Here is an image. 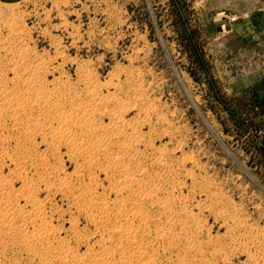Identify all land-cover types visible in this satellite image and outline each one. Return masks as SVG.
Instances as JSON below:
<instances>
[{
    "label": "rangeland",
    "instance_id": "1",
    "mask_svg": "<svg viewBox=\"0 0 264 264\" xmlns=\"http://www.w3.org/2000/svg\"><path fill=\"white\" fill-rule=\"evenodd\" d=\"M260 1L0 0L2 87L21 96V91L26 90L21 88V79L29 76L25 66H39L43 85L65 93V110L74 108L72 101L78 98L91 108L98 109L103 105V114L96 112L94 116L98 122L113 123L119 119L116 115L112 120L111 113L116 111L125 125L120 136L115 135L112 139L117 146L111 141L108 144L111 150L107 149L106 155H99L95 162L75 154L67 144L55 145L48 135L28 133L29 143L23 145L21 140L26 137L15 131L16 136L10 135L4 141L12 156L29 155L25 160L20 158L23 163H14L0 151L5 162L3 172H11V188L16 190L23 186L20 180H16L14 172L26 173L31 180L25 188L29 185L31 188L22 194L33 195L41 201L44 223L56 231L51 239L36 245L34 252L18 245L20 243L14 236H8L0 245L1 264H46L40 246L47 244L51 248L57 245L53 250L55 253L52 251L49 255H56L64 247H72L70 250L77 255L85 254L82 262L71 261L69 264H97L90 260L88 250L94 249L97 253L112 250V247L113 257L108 258L118 261L122 255L121 248L116 249L118 245L131 244L119 241L121 235L112 232L111 226L114 221L132 220L128 219L131 215L127 206L133 199L141 201L140 211L148 218L146 221L140 217L132 220L130 225L135 231V242H149V252L156 264H264V34L254 31L245 38L233 29V25L256 17ZM33 52L38 54L37 57ZM28 60L31 63H26ZM92 90L100 100L112 92L113 101H96L95 96L90 95ZM1 99L0 103H4ZM4 120L10 127L11 119L5 117ZM6 132L0 124V137L3 138ZM111 151L123 157L129 167L136 165V182L128 185L131 190L116 193L113 189L120 181L118 171L110 167V171H105L106 164L101 165L107 154L113 155ZM44 176L48 178L46 180L50 179L54 188H46V182L40 179ZM61 179L68 180L67 187L72 188H58ZM34 181L39 186H35ZM137 183L143 188L154 187L155 193L150 197L139 195ZM91 187L95 190L93 195L97 196L94 198L95 207L92 205L94 201L90 206L84 202L87 189ZM22 194H18L17 202L25 205ZM24 207L25 211L30 210L29 205ZM104 209L106 212L98 223L85 214L90 210L100 212ZM124 212L127 213L124 215ZM32 224H28L29 230L37 228L41 222ZM155 227H162L164 235L156 237ZM51 264L64 263L54 259Z\"/></svg>",
    "mask_w": 264,
    "mask_h": 264
},
{
    "label": "bare ground",
    "instance_id": "2",
    "mask_svg": "<svg viewBox=\"0 0 264 264\" xmlns=\"http://www.w3.org/2000/svg\"><path fill=\"white\" fill-rule=\"evenodd\" d=\"M15 7V6H13ZM11 8V7H10ZM13 9V8H11ZM14 10V9H13ZM13 15H11L12 17ZM16 16V15H15ZM10 17V16H9ZM17 17V16H16ZM19 18V17H18ZM1 19H3V17H1ZM14 19V17H13ZM16 19V18H15ZM8 20V19H7ZM14 21V20H13ZM10 22V21H9ZM17 22V20H16ZM6 23V22H5ZM21 23V22H20ZM7 24V23H6ZM3 26V25H1ZM15 26V25H14ZM4 27V26H3ZM16 27V26H15ZM18 28V27H17ZM23 28V26H22ZM15 30V29H14ZM17 30V29H16ZM6 31V30H5ZM18 32V31H17ZM16 32V33H17ZM4 33V32H3ZM21 33V32H20ZM18 35V34H17ZM9 36V35H8ZM26 36V35H25ZM3 38V37H1ZM16 38V37H15ZM19 38V37H18ZM26 38V37H24ZM22 38V39H24ZM5 39V38H3ZM7 40V39H6ZM1 41V40H0ZM15 41V40H14ZM22 42V41H21ZM4 45V44H3ZM7 45V44H6ZM10 45V44H9ZM8 46V45H7ZM23 46V45H22ZM4 47V46H3ZM12 48V47H11ZM20 48V47H19ZM1 49V48H0ZM21 49V48H20ZM19 49V50H20ZM27 49V48H26ZM5 51V50H3ZM2 51V52H3ZM25 51V50H24ZM27 52V51H25ZM24 52V53H25ZM32 52V51H31ZM8 53V52H7ZM6 53V54H7ZM14 53V52H13ZM35 53V52H33ZM10 54V52H9ZM19 54V53H18ZM28 54V53H27ZM31 54V53H30ZM36 54V53H35ZM12 55V54H11ZM23 55V53H22ZM38 54L34 55L37 57ZM6 56V55H5ZM24 56V55H23ZM27 56V55H26ZM41 56V54H40ZM1 57V56H0ZM12 57V56H11ZM10 57V58H11ZM20 57V56H19ZM28 57V56H27ZM39 57V56H38ZM3 58V57H2ZM17 58V57H16ZM25 58V57H23ZM32 58V57H31ZM34 58V57H33ZM8 59V58H7ZM6 59V60H7ZM12 59V58H11ZM42 59V58H41ZM5 60V58H4ZM9 61V60H8ZM14 61V60H13ZM22 61V60H20ZM35 60H33L32 62H34ZM39 61V60H38ZM41 61V60H40ZM46 61V60H45ZM47 62V61H46ZM4 63V62H3ZM7 63V62H6ZM26 63H31L29 62H26ZM40 63V62H39ZM49 63V62H48ZM47 63V64H48ZM9 64V63H8ZM15 64V63H13ZM25 64V63H23ZM43 64V63H42ZM10 65V64H9ZM17 65V64H16ZM22 65V64H21ZM29 65V64H28ZM11 66H13L11 64ZM18 66H20L18 64ZM25 66V65H24ZM47 66V65H46ZM1 70L3 67H0ZM7 68V67H6ZM81 68V67H80ZM83 68V67H82ZM5 69V68H4ZM3 69V70H4ZM19 69V68H18ZM23 69V68H22ZM46 69V68H45ZM86 69V68H85ZM84 69V70H85ZM7 70V69H6ZM16 70V69H15ZM25 70L29 72V76L26 77L25 79H21L22 81V86L21 88H26V90L22 89L23 91H21V96H18L14 93H11L9 92L8 90L5 89V87H2V79H3V76L0 74V97H2V99L4 100V103H0V124L2 125V127L7 131L5 134H4V137L1 138L0 137V151H3V154L6 155L11 161H14V163H20V158L21 159H27V157L29 155L27 154H23V155H17V156H12L11 152L9 153V151L7 150V147L9 146H6L5 144V140H7L8 138H10V135H14L16 136V132L15 131H20L22 133V136L23 137H26L24 139H22V143L23 145H27V134L30 133V134H37V135H41V136H50L53 140V142L55 143V145L57 144H62L64 143L63 145H69L70 148L72 149L73 152H75V154H78V155H83L84 157H86L89 161L91 162H95L96 160L98 161V157L99 155H106V152H107V149L108 148V144L112 141V139L114 138L115 135H119L121 133V130H122V127H124L125 125H123L121 119H120V115H118V113L116 111L112 112L111 113V117H112V120H114V118L116 117V115L118 116L119 119H117L116 121H114L113 123H109V124H102L101 122H98L97 120H95V113L98 112V113H102L105 111L104 108L101 106V105L98 109L97 108H91V107H88L86 106V103L82 102L81 100H79L78 98L76 100H73V105H74V108H71L69 110H65L64 107H63V104L64 101L66 102L65 100V93H62V90L60 91H57V90H51L49 88H47V86L43 85V80L41 79V74H40V71H42L40 69V67H30V66H25ZM91 70V69H90ZM89 70V71H90ZM44 71V70H43ZM48 71V70H47ZM83 71V70H82ZM87 71H88V68H87ZM6 72V71H4ZM15 72V71H14ZM49 72V71H48ZM81 72V71H80ZM18 73V72H17ZM47 73V72H46ZM45 73V74H46ZM83 74V72H81ZM90 73V72H89ZM4 74V73H3ZM10 74V73H9ZM27 74V73H26ZM80 74V73H79ZM92 74V73H91ZM90 74V75H91ZM25 75V74H24ZM87 75V74H86ZM85 75V76H86ZM89 75V74H88ZM27 76V75H26ZM92 76H95V75H92ZM81 77V76H80ZM84 77V76H83ZM82 77V78H83ZM19 78V77H17ZM24 78V77H23ZM89 78V77H88ZM91 78V77H90ZM94 78V77H93ZM96 78V77H95ZM13 79H16V77H13ZM44 79V78H43ZM87 79V78H86ZM45 80V79H44ZM89 80V79H88ZM87 80V82H88ZM96 80V79H94ZM93 80V81H94ZM6 81V80H5ZM43 81V82H42ZM55 81V80H54ZM83 81V80H82ZM4 82V81H3ZM12 82V81H11ZM39 82V84H38ZM47 82V81H46ZM45 82V83H46ZM56 82V81H55ZM64 82V81H63ZM70 82V80H69ZM6 83V82H5ZM44 83V84H45ZM61 83V82H60ZM65 83V82H64ZM67 83V82H66ZM81 83V82H80ZM18 84V83H17ZM21 84V83H20ZM69 84V83H68ZM73 84V83H72ZM101 84V83H100ZM8 85V84H7ZM47 85V84H46ZM57 85V84H55ZM88 85V83H87ZM111 85V84H110ZM4 86V85H3ZM60 86V84L58 85ZM62 86V85H61ZM74 86V85H73ZM83 86V85H82ZM91 86V85H89ZM97 86V84H96ZM13 86L11 85V88ZM52 87V86H51ZM77 87V86H75ZM94 87V86H92ZM108 87V86H107ZM8 88V87H6ZM53 88V87H52ZM56 88V87H55ZM68 87H66L67 89ZM58 89V88H57ZM70 91L73 93L74 90H71V88H69ZM68 89V90H69ZM88 89V88H87ZM79 90V89H78ZM18 91V90H17ZM68 92V91H67ZM82 92V91H81ZM88 92V91H87ZM91 92V91H90ZM89 92V93H90ZM100 92V91H98ZM17 93V92H16ZM74 94V93H73ZM112 94V92H111ZM111 94L109 96H104L103 99L104 100H100V98L96 97V91L95 90H92V96H95V99L96 101L99 100L98 102L100 103H104L106 101H113V97H114V94H112L113 96H111ZM79 95V94H78ZM89 95V96H90ZM107 95V93L105 94ZM70 96V95H69ZM116 96V95H115ZM73 97V96H71ZM69 97V98H71ZM78 97V96H77ZM82 98V97H81ZM87 98V97H86ZM1 99V100H2ZM94 99V98H92ZM90 99V100H92ZM116 100V99H115ZM71 102V100H70ZM121 102V101H120ZM69 103H67L68 105ZM92 104V103H91ZM98 104V103H97ZM112 104H116V103H112ZM118 104V103H117ZM120 104V103H119ZM89 105V104H88ZM99 105V104H98ZM110 105V104H109ZM90 106V105H89ZM93 107V106H92ZM115 107V106H114ZM117 108V107H115ZM68 109V108H67ZM108 109V108H107ZM122 110V109H121ZM97 113V114H98ZM108 114V112H106ZM105 113V114H106ZM122 113V112H121ZM109 115V114H108ZM107 115V116H108ZM103 116V115H101ZM5 117H9L12 121V124L10 125V127L8 126V122H5L4 118ZM109 117V116H108ZM110 117V118H111ZM123 117V116H122ZM109 118V119H110ZM116 119V118H115ZM100 120V118H99ZM111 121V120H110ZM109 122V121H108ZM107 122V123H108ZM126 122V121H124ZM8 123V124H6ZM133 124H131L132 126ZM130 126V124H129ZM132 128V127H131ZM135 128V127H134ZM133 128V130H134ZM137 128V127H136ZM127 129V128H126ZM139 130V128H137ZM10 130V132H9ZM128 131V130H127ZM137 131V130H136ZM133 132V131H132ZM19 133V132H18ZM127 133V132H125ZM129 133V132H128ZM139 133V132H138ZM124 134V133H123ZM19 135V134H18ZM125 135V134H124ZM130 135V134H129ZM140 136V134H138ZM143 135V134H142ZM32 136V135H31ZM83 136H85V138H83ZM120 136V135H119ZM136 136V135H134ZM144 136V135H143ZM21 137V136H20ZM19 137V138H20ZM117 137V136H116ZM123 137V136H122ZM126 137V136H125ZM128 137V136H127ZM126 137V138H127ZM33 138V137H32ZM31 138V139H32ZM121 138V137H120ZM119 138V139H120ZM142 138V137H141ZM17 139V138H16ZM21 139V138H20ZM20 139H17L18 141H20ZM122 139V138H121ZM120 139V140H121ZM125 139V138H124ZM128 139V138H127ZM131 139V138H130ZM137 139V138H136ZM15 140V139H14ZM34 140V139H33ZM32 140V141H33ZM48 140V139H46ZM51 140V139H49ZM123 140V139H122ZM129 140V139H128ZM132 140V139H131ZM45 141V140H44ZM114 141V140H113ZM112 141V143H113ZM123 141H126V140H123ZM122 141V142H123ZM34 142V141H33ZM48 142V141H47ZM52 142V143H53ZM118 142H121V141H118ZM118 142H116L118 144ZM128 142V141H127ZM9 143V142H8ZM29 143V142H28ZM133 143V142H132ZM132 143H129V144H132ZM135 143V141H134ZM140 143V142H139ZM18 144V143H17ZM45 144V143H44ZM114 144V143H113ZM127 144V143H126ZM136 144H137V141H136ZM13 145V144H12ZM19 145L20 142H19ZM32 145V144H31ZM35 145H36V142H35ZM111 145V144H110ZM116 145V144H114ZM138 145V144H137ZM136 145V146H137ZM16 146V145H15ZM47 146V145H46ZM68 146V147H69ZM117 146V145H116ZM123 146V145H122ZM125 146V144H124ZM129 146V145H127ZM135 146V147H136ZM11 147V146H10ZM17 147V146H16ZM15 147V148H16ZM33 147V146H32ZM48 147L49 146V143H48ZM52 147V146H51ZM112 147V146H110ZM14 148V149H15ZM27 148V147H26ZM67 148V147H66ZM126 148V146L124 147ZM132 148V147H131ZM138 148V146H137ZM19 149V148H18ZM22 149V148H21ZM49 149V148H48ZM54 149V148H53ZM52 149V150H53ZM58 149V148H57ZM71 149H69L71 151ZM116 149V147H115ZM123 149V148H122ZM129 149V148H128ZM134 149V147H133ZM30 150V149H29ZM68 150V152H70ZM111 150V149H109ZM113 150V148H112ZM125 150V149H124ZM127 150V149H126ZM135 150H137L135 148ZM16 151V149H15ZM25 151V150H24ZM35 153H37L36 149L34 150ZM58 151V150H57ZM122 151V150H121ZM14 152V151H13ZM23 152V151H22ZM29 152V151H28ZM51 152V151H50ZM109 152V151H108ZM112 154L114 153L113 151H111ZM127 152V151H126ZM125 152V153H126ZM133 152V150H132ZM163 152V151H162ZM27 153V152H26ZM54 153V152H53ZM15 154V153H14ZM22 154V153H21ZM30 154V153H29ZM56 154V153H55ZM119 154V153H118ZM136 154V153H135ZM144 153L141 154V156L143 155ZM31 155H33V153H31ZM35 155V154H34ZM39 155V154H38ZM43 155V153H42ZM40 155V156H42ZM52 155V154H50ZM68 155V154H67ZM108 156L106 157V160H102L104 161L105 163L101 164L99 162V164L101 165H104L106 164V169H108L109 167L112 168V169H115L118 171V174L119 175V178H120V181L117 183L116 186H114L115 188H113L115 190L116 193H121L122 191H126V190H131L132 188H128V185L129 183H132V182H136L135 181V167L136 165L134 166H131L129 167L128 166V163H126L125 159L121 156H117L116 154H107ZM126 155V154H124ZM39 156V157H40ZM73 156V155H72ZM139 156V155H138ZM140 156V157H141ZM75 156H73L74 158ZM126 158L128 156H125ZM132 157V156H131ZM145 157V155H144ZM158 157V156H157ZM165 157V156H164ZM71 158V157H70ZM81 158V157H80ZM133 158V157H132ZM137 158V156H136ZM156 158V157H155ZM163 158V157H162ZM75 159V158H74ZM105 159V158H104ZM141 159V158H140ZM161 159V158H160ZM165 159V158H164ZM30 160V159H29ZM28 160V161H29ZM32 160V159H31ZM35 160V159H34ZM46 160V159H45ZM85 160V159H84ZM130 160V159H128ZM133 160V159H132ZM142 160V159H141ZM155 160V159H154ZM159 160V158H158ZM157 160V161H158ZM40 161V159H39ZM42 161V159H41ZM131 161V160H130ZM129 161V162H130ZM134 161V160H133ZM138 161V159L136 160ZM153 161V160H152ZM164 161V160H163ZM27 162V161H26ZM36 162V161H35ZM38 162V161H37ZM78 162V161H77ZM87 162V161H86ZM128 162V161H127ZM159 162V161H158ZM161 162V160H160ZM23 163V161H22ZM33 163V162H32ZM41 163V162H40ZM58 163V162H57ZM140 163V162H139ZM149 163V162H147ZM4 164L5 162L3 161L2 157H1V154H0V245L5 242V240L8 238V236H14L18 242L20 244L18 245H24V247L26 246L29 250H31V252H34L35 251V248H36V245H39L41 244L40 242L42 240H45V239H48L50 238L51 239V236L54 235L55 231H54V227L52 226H49L47 225L46 223H44L45 221V216H43V205L41 203L40 200H38L36 197H34L33 195H30V194H26V195H23L22 193L27 191L30 187V185L28 186V188H25V185L29 183V181L31 179L28 178V176L26 175H23L21 174L20 172H17L16 171V168H15V171L13 175L16 176V180H20L22 182V187L21 189H16L14 190L13 188H11V172L8 173V174H5L3 172L4 170ZM25 164V163H24ZM38 164V163H37ZM96 164V163H95ZM135 164V163H134ZM36 165V164H34ZM39 165V164H38ZM48 165V163L46 164ZM51 165V164H50ZM93 165V163H92ZM100 165V166H101ZM141 165V164H138V166ZM145 165V164H144ZM150 165V164H149ZM7 166V164H6ZM18 166H20V164H18ZM23 166V165H22ZM62 166V165H61ZM79 166V165H78ZM99 166V165H98ZM99 166V167H100ZM147 166V165H146ZM145 166V167H146ZM151 166V165H150ZM32 167V166H31ZM42 167V166H41ZM58 167V166H57ZM81 166H79V169H80ZM140 167V166H139ZM8 168V167H6ZM19 168V167H18ZM25 168V167H24ZM33 168V167H32ZM43 168V167H42ZM56 168V167H55ZM77 168V167H76ZM83 168V166H82ZM92 168V167H91ZM98 168V167H97ZM149 168V167H148ZM10 169V168H9ZM27 169V168H26ZM38 170V168H36ZM41 169V168H40ZM46 169V168H44ZM43 169V170H44ZM51 169V168H50ZM62 169V167H61ZM85 169V168H84ZM88 169V168H87ZM94 169V168H93ZM92 169V170H93ZM138 171L140 168H137ZM147 169V168H146ZM13 170V169H11ZM35 170V169H34ZM57 170V169H56ZM59 170V169H58ZM78 170V169H77ZM76 170V171H77ZM82 170V169H81ZM109 170V169H108ZM141 170V169H140ZM27 171V170H26ZM47 171V170H46ZM86 171V170H84ZM90 171V170H89ZM88 171V172H89ZM94 171V170H93ZM110 171V170H109ZM137 171V170H136ZM148 172V170H146ZM8 172V171H7ZM39 172V170H38ZM41 172V171H40ZM49 172V171H48ZM79 172V171H78ZM77 172V174H78ZM104 172V170H103ZM145 172V173H147ZM32 173V172H31ZM57 173V172H56ZM33 174V173H32ZM36 174V173H35ZM41 174V173H40ZM54 174V173H53ZM88 174V173H87ZM144 174V173H143ZM143 174H140V175H143ZM161 174V173H160ZM159 174V175H160ZM37 175V174H36ZM45 175V174H44ZM115 175V174H114ZM158 175V176H159ZM162 175V174H161ZM14 176V177H15ZM58 176V175H57ZM60 176V175H59ZM72 176V175H71ZM86 176V175H85ZM88 176V175H87ZM13 177V176H12ZM33 177V175H32ZM55 177V176H54ZM61 177V176H60ZM70 177V176H69ZM78 177V175H77ZM81 177V176H80ZM95 178V175L93 176ZM116 177V176H115ZM145 177V176H144ZM143 177V178H144ZM161 177V176H160ZM71 178V177H70ZM76 178V177H75ZM152 178V177H151ZM162 178V177H161ZM40 179L42 180L41 182H46L45 183V186L46 188H51V186L53 187V184L50 183V179L49 180H46L48 179L47 177H40ZM53 179V178H52ZM60 179V178H59ZM82 179V178H81ZM93 180V178L90 177V180ZM118 179V178H117ZM142 179V178H140ZM163 179V178H162ZM28 180V181H27ZM34 179L32 178V181ZM38 180V179H37ZM61 183H59V186H57L58 188H72V187H67L68 186V180H65V179H61ZM72 180V179H71ZM77 180V179H76ZM89 180V181H90ZM31 181V182H32ZM75 181V179H74ZM78 181V180H77ZM75 181V182H77ZM142 181V180H141ZM83 182V181H82ZM95 182V181H94ZM113 182V181H112ZM140 182V181H139ZM155 182V181H154ZM35 183V181H34ZM55 183V182H54ZM71 183V182H70ZM93 183V182H92ZM146 183V182H145ZM150 183V182H149ZM30 184V183H29ZM41 184V183H40ZM57 184V183H56ZM55 184V185H56ZM77 184V183H76ZM81 184V182H80ZM84 184V183H83ZM134 184V183H133ZM138 184V188H136V191L139 193V195H142L143 197H150L152 196L154 193H155V188L154 187H151L149 186V188H143L142 185H140L139 183ZM136 184V185H137ZM144 184V183H143ZM156 184V183H155ZM38 183H35V186H37ZM58 185V184H57ZM74 185V184H73ZM82 185V184H81ZM95 185H96V182H95ZM20 186V185H19ZM18 186V187H19ZM39 186V185H38ZM90 186V185H88ZM152 186V184H151ZM156 188L158 185H155ZM17 187V188H18ZM55 187V186H54ZM53 187V188H54ZM76 187V186H75ZM82 187V186H81ZM98 187V186H97ZM145 187V186H144ZM35 188V187H33ZM40 188V187H39ZM80 188V187H79ZM83 188V187H82ZM88 188V187H87ZM92 188V187H91ZM141 188H143L141 190ZM38 189V187H37ZM96 189V188H95ZM112 189V190H113ZM134 189V188H133ZM36 191V189H34ZM71 190V189H70ZM78 190V189H77ZM82 190V189H81ZM88 190V196H84L83 199H84V202L87 204H92L93 201H94V198L97 197L95 195H93V193H95V190L93 191V188L92 189H87ZM135 190V189H134ZM161 190V189H160ZM165 190V189H164ZM34 191V192H35ZM83 191V190H82ZM135 191V193H136ZM19 192V193H18ZM29 192V191H28ZM33 192V190H32ZM54 192V191H53ZM66 192V191H65ZM69 192V191H68ZM159 192V191H158ZM22 194L21 196L23 198H25V205H29L30 206V210L28 209V211H25L24 209L26 207H24L25 205H20L17 200H18V197L20 195L18 194ZM27 193V192H26ZM30 193V192H29ZM70 193V192H69ZM74 193V192H73ZM75 193H77L75 191ZM133 193V192H132ZM157 193V192H156ZM68 194V193H66ZM82 194V193H81ZM124 194V193H123ZM164 194V193H163ZM80 195V194H79ZM85 195V194H84ZM116 195V194H114ZM70 196V195H69ZM78 196V194H77ZM77 196H74V197H77ZM120 195H117V197H119ZM80 198V197H78ZM99 198V196H98ZM103 198V197H102ZM116 198V197H115ZM129 198V197H127ZM140 198V197H139ZM158 198V196H157ZM100 199V198H99ZM120 200V198H118ZM131 199V198H130ZM147 199V198H146ZM145 199V201H146ZM151 199V198H149ZM171 199V198H170ZM20 200V199H19ZM78 200V199H77ZM126 200V199H125ZM135 199H133L132 202H130L127 206L128 208V213L129 215H131L130 218L128 219H136V217H140L142 219V221H146L148 218L143 216L140 209L142 208V205H141V201H134ZM162 200V199H161ZM169 200V199H168ZM24 201V200H23ZM115 201V200H114ZM157 201V200H156ZM164 201V200H163ZM162 201V202H163ZM167 201V200H166ZM81 202V201H80ZM95 202L92 204L94 205L95 207ZM118 202V200H117ZM116 202V203H117ZM148 202V201H147ZM170 202V201H169ZM168 202V203H169ZM24 203V202H23ZM22 203V204H23ZM115 203V204H116ZM124 203V202H123ZM143 203V202H142ZM149 203V202H148ZM153 203V201H152ZM173 203V202H172ZM171 203V204H172ZM44 204V203H43ZM101 204V203H100ZM113 204V203H112ZM126 204V203H125ZM165 204V203H164ZM177 204V203H175ZM91 205V206H92ZM109 205V204H108ZM83 206V205H81ZM86 206V205H85ZM119 206V205H118ZM126 206V205H125ZM149 206V205H148ZM160 206V205H159ZM166 206V205H165ZM176 206V205H175ZM179 206V205H178ZM184 206V204H183ZM78 207V206H77ZM92 206V208H94ZM177 207V206H176ZM87 208V207H86ZM89 208V207H88ZM97 208V207H96ZM95 208V210H96ZM151 208V207H150ZM164 208V207H163ZM166 208V207H165ZM178 208V207H177ZM108 209V208H107ZM160 209V207L158 208ZM86 210V209H85ZM122 210V208H121ZM111 211V210H110ZM149 211V210H148ZM186 211V210H185ZM83 212V211H81ZM106 212V209L104 210H100V212H93L92 210L86 212V216H88V218H91L92 220H96L99 221L100 218L102 217V215ZM112 212V211H111ZM165 212V211H164ZM120 213V212H119ZM127 212H124L123 214L125 215ZM147 213V212H146ZM158 213V212H156ZM155 213V214H156ZM166 213V212H165ZM183 213V212H181ZM153 214V213H152ZM152 214H150L152 216ZM123 215V216H124ZM158 215V214H156ZM174 215V214H172ZM179 215V214H178ZM107 216V215H106ZM121 216V214H120ZM128 217V215H126ZM163 216V215H162ZM166 216V214H165ZM105 217V216H103ZM125 217V216H124ZM123 217V218H124ZM164 217V216H163ZM168 217V216H167ZM107 218V217H106ZM106 218L104 220H106ZM147 218V219H146ZM120 219V218H119ZM146 219V220H145ZM161 219V218H160ZM165 219V218H164ZM173 219V218H171ZM125 220V219H124ZM132 220H130V222H127V221H124V223L120 222L119 220L115 223L114 221V224L111 226V229H112V232H115L117 235H121L119 241H127V242H130L131 245H118V247L116 249H119L121 248V258L116 261V260H112L110 261L109 259L111 258H108L109 256L113 257V254H114V249L112 247V250L109 248L108 250H102L100 252H97L95 253L94 252V249L93 251L92 250H88L90 252L89 255L92 259V261L94 262H97V264H156V261H154V259L151 257V254L149 252V242H135V231L134 229L132 228V226L130 225ZM153 220V219H152ZM162 220V219H161ZM174 220V219H173ZM179 220V219H178ZM195 220V219H194ZM35 221H39L41 222V224L38 226V224H36L38 227L37 228H33V230H29L28 229V224L32 222H35ZM165 221V220H163ZM167 222V221H166ZM200 222V221H199ZM98 223V222H97ZM136 223V222H135ZM154 223V222H153ZM179 223V222H178ZM202 223V222H201ZM106 224V223H105ZM139 224V223H138ZM165 224V223H164ZM175 224V223H174ZM173 224V225H174ZM177 224V223H176ZM182 224V223H181ZM33 225V224H32ZM99 225V224H98ZM108 225V224H107ZM146 225V223L144 224ZM157 225V224H156ZM166 225V224H165ZM180 225V223H179ZM195 225V224H193ZM109 226V225H108ZM155 226V225H154ZM167 226V225H166ZM182 226V225H181ZM180 226V227H181ZM199 226V225H198ZM203 226V225H202ZM145 227V226H144ZM150 227V226H149ZM175 227V226H174ZM178 227V226H177ZM179 227V228H180ZM196 227V226H195ZM194 227V228H195ZM141 228V227H140ZM156 228V227H155ZM161 229L159 228H156L155 232H157L158 235H156V237L158 236H162L164 235V231L162 230V227H160ZM176 228V227H175ZM174 228V229H175ZM200 227H196V229ZM102 229V228H101ZM106 230V228H104ZM149 229V228H148ZM154 229V228H153ZM168 229V228H167ZM178 229V228H176ZM180 230V229H179ZM194 230V229H193ZM103 231V230H102ZM145 231V230H144ZM152 231V230H151ZM178 231V230H177ZM176 231V233H178ZM199 231V230H198ZM149 232V230L147 231V233ZM154 232V230H153ZM170 232V231H169ZM191 232V231H190ZM75 233V232H74ZM108 233V232H107ZM168 233V232H167ZM183 233V231L181 232ZM186 233V232H185ZM184 233V234H185ZM189 233V232H188ZM152 234V233H151ZM59 235V234H58ZM78 235V233H77ZM107 235V234H106ZM111 235V234H110ZM116 235V236H117ZM138 235V234H137ZM144 235V234H143ZM172 235V234H171ZM186 235V234H185ZM115 236V237H116ZM173 236V235H172ZM172 236L170 237V239L172 238ZM187 236V235H186ZM148 236H145V238H147ZM153 237V235H152ZM181 237V236H180ZM56 238V237H55ZM54 238V239H55ZM63 238V237H62ZM184 238V237H183ZM189 238V237H188ZM106 239V238H105ZM118 239V237H117ZM162 239V238H161ZM182 240V238H180ZM10 240V239H9ZM49 240V239H48ZM58 240V239H57ZM79 240V238H78ZM144 240V239H143ZM147 240V239H145ZM151 240V239H150ZM185 240V239H184ZM190 240V239H189ZM7 241V240H6ZM47 241V240H46ZM52 241V240H51ZM59 241V240H58ZM66 241V240H65ZM116 241V240H115ZM114 241V242H115ZM159 241V240H158ZM162 241V240H161ZM49 242V241H48ZM47 242V243H48ZM84 242V241H83ZM113 242V243H114ZM188 242V241H187ZM46 243V244H47ZM158 243V242H157ZM175 243V242H174ZM172 243V244H174ZM179 243V242H178ZM190 243V242H189ZM188 243V244H189ZM194 243V242H193ZM13 244V243H12ZM66 244V243H65ZM84 244V243H83ZM98 244V243H97ZM105 244V243H104ZM152 244V243H151ZM164 244V243H162ZM181 244V243H180ZM183 244V243H182ZM181 244V245H182ZM3 245V244H2ZM16 245V244H13V246ZM17 245V246H18ZM44 245V244H43ZM64 245V244H63ZM115 245V243H114ZM156 245V244H155ZM175 245V244H174ZM185 245V243H184ZM57 246V245H55ZM55 246H52L51 248V245L50 244H47V245H44V246H40L41 249V257L42 259H44V261H46L45 263L46 264H51L54 262V259H57L59 260L60 262H63L64 264H69L71 261H77V262H82L83 261V256H85V254H82V255H77L73 252V250H70L72 247H64V248H61L59 251H57L56 255H49L50 252H52L55 248ZM99 246V245H98ZM101 246V244H100ZM116 246V245H115ZM129 246V247H128ZM197 246V245H196ZM200 246V245H199ZM88 247V246H87ZM158 247V246H157ZM173 247V245H172ZM179 247V245L177 246V248ZM183 247V246H182ZM198 247V246H197ZM195 247V248H197ZM7 248V246H6ZM10 248V247H8ZM22 248V247H21ZM200 248V247H199ZM13 249V248H12ZM17 249V248H16ZM87 249V248H86ZM172 249V248H171ZM191 249V248H190ZM5 250V249H4ZM9 250V249H8ZM7 250V251H8ZM11 250V249H10ZM23 250V249H21ZM28 250V251H29ZM44 250H46V252H43ZM96 250V249H95ZM153 250V249H151ZM159 249H157L158 251ZM161 250V249H160ZM170 250V249H169ZM173 250V249H172ZM177 250V249H176ZM181 250V249H180ZM186 250V249H185ZM183 250V251H185ZM200 250V249H199ZM17 251V250H16ZM195 251V250H193ZM14 252V251H13ZM20 252V251H19ZM27 252V251H26ZM30 252V253H31ZM54 252V251H53ZM85 252V251H84ZM119 252V253H120ZM173 252V251H172ZM175 252V251H174ZM188 252V251H187ZM190 252V251H189ZM12 253V252H11ZM55 253V252H54ZM158 253V252H157ZM169 253V251H168ZM196 253V252H194ZM203 253V252H201ZM8 254V253H6ZM26 254V253H25ZM80 254V253H79ZM118 254V253H117ZM176 254V253H175ZM10 255V254H8ZM20 255V254H19ZM158 255V254H157ZM164 255V253H163ZM167 255V254H166ZM178 255V254H177ZM4 256V255H3ZM13 256V255H11ZM16 256V255H15ZM38 256V255H37ZM119 256V255H118ZM172 256V255H171ZM186 256V255H185ZM2 257V256H0ZM6 257V256H5ZM164 257V256H163ZM162 257V258H163ZM10 258V256H9ZM15 258V257H14ZM13 258V259H14ZM20 258V257H18ZM39 258V257H38ZM65 258V259H64ZM115 258V257H114ZM169 258V257H168ZM190 260L192 259L191 257H189ZM41 259V258H40ZM173 259V258H172ZM179 259V258H178ZM184 259V258H183ZM3 260V259H2ZM16 260V259H15ZM86 260V259H85ZM100 260H103V261H100ZM165 260V259H164ZM171 260V259H170ZM181 260V259H180ZM188 260V259H186ZM7 261V260H6ZM19 261V260H18ZM38 261V260H37ZM91 261V262H92ZM168 261V260H167ZM185 261V260H184ZM43 262V261H41ZM166 262V261H165ZM22 263V261L20 262ZM174 263V262H173ZM183 263V262H182ZM191 263V261H190ZM201 263V262H200ZM204 263V262H203ZM1 264V263H0ZM17 264V263H16ZM42 264V263H41ZM44 264V263H43ZM86 264V263H84ZM164 264V263H163ZM172 264V263H171ZM176 264V262H175ZM179 264H181L179 262ZM195 264V263H194ZM199 264V263H198Z\"/></svg>",
    "mask_w": 264,
    "mask_h": 264
},
{
    "label": "crops",
    "instance_id": "3",
    "mask_svg": "<svg viewBox=\"0 0 264 264\" xmlns=\"http://www.w3.org/2000/svg\"><path fill=\"white\" fill-rule=\"evenodd\" d=\"M258 13L244 23L233 25V29L238 35L249 37L254 31H261L264 34V0H261L257 6Z\"/></svg>",
    "mask_w": 264,
    "mask_h": 264
}]
</instances>
